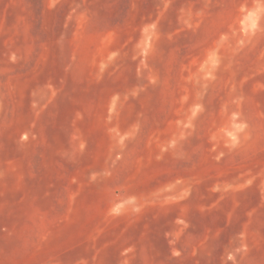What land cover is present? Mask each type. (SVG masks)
Here are the masks:
<instances>
[{"label":"rangeland","instance_id":"obj_1","mask_svg":"<svg viewBox=\"0 0 264 264\" xmlns=\"http://www.w3.org/2000/svg\"><path fill=\"white\" fill-rule=\"evenodd\" d=\"M0 264H264V0H0Z\"/></svg>","mask_w":264,"mask_h":264}]
</instances>
